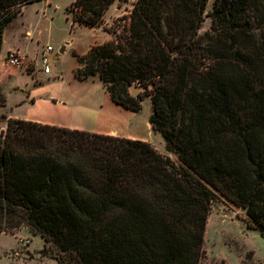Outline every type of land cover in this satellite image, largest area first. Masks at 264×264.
I'll return each instance as SVG.
<instances>
[{"label":"trees","instance_id":"16d2710c","mask_svg":"<svg viewBox=\"0 0 264 264\" xmlns=\"http://www.w3.org/2000/svg\"><path fill=\"white\" fill-rule=\"evenodd\" d=\"M35 1L0 0V51ZM113 1L69 10L94 27ZM103 28L108 40L71 53L74 75H97L134 112L150 97V124L179 163L141 139L8 118L0 232L26 226L58 264H227L205 261L212 190L264 234V0H135Z\"/></svg>","mask_w":264,"mask_h":264},{"label":"rangeland","instance_id":"374dc122","mask_svg":"<svg viewBox=\"0 0 264 264\" xmlns=\"http://www.w3.org/2000/svg\"><path fill=\"white\" fill-rule=\"evenodd\" d=\"M71 1L40 0L29 3L7 24L4 30L5 49L12 46L34 56L28 60L26 67L9 68V71L18 72L17 80L22 83L26 82V73L33 76L35 82L40 78L49 77L52 80L63 76V82H54L53 90L73 104L84 103L77 104L81 113L75 117L74 123L78 126L113 136L151 138L155 135L157 140L164 143L161 134L150 124V97H143L141 109L134 112L109 98L108 103L103 104V96L108 93L105 94L99 79L84 82L73 79L78 63L71 53L83 54L90 45L102 43V39L110 37L103 27L128 14L135 0H114L105 11L101 23L94 27L79 25L74 21L75 11L69 10ZM207 8H211V1ZM209 25L210 19L205 16L199 33L207 30ZM26 29L32 31L33 35L30 33L29 37L26 36ZM47 45L53 48V56L58 57L52 62L49 76L39 70V56ZM62 47L66 49L59 53ZM3 86V93H6L7 87ZM141 91L138 84L129 87L133 96ZM97 104H103L102 108H97ZM5 116L3 108H0V130L5 124ZM166 151L174 163H179L174 150L166 146ZM212 193L203 243L206 263L224 260L227 264H264V234L258 227L247 224L242 208L233 205L217 191L212 190ZM43 245L42 237L30 232L26 226L12 234L0 232V264H58L55 258L42 252Z\"/></svg>","mask_w":264,"mask_h":264},{"label":"crops","instance_id":"0c3cea01","mask_svg":"<svg viewBox=\"0 0 264 264\" xmlns=\"http://www.w3.org/2000/svg\"><path fill=\"white\" fill-rule=\"evenodd\" d=\"M30 33H32V31L26 29L25 31L26 36L29 37ZM109 38L110 37L107 36L106 38L102 39V41L100 42L108 40ZM4 45H5V32L3 34V42L0 51V87L2 89V92L4 87L3 85H6L7 87V91H5L6 93H4L5 105L3 107V110L6 114V118H5L6 120L8 118H16V119L35 121L42 124H50V125L67 127L71 129L100 133L92 129L78 126L74 123L75 117L81 113V109L77 104H84V103L78 102L73 104L69 102L67 99L56 95L59 93L53 90L54 82L57 80L63 82V76H59L58 78H54L52 80H50L49 77L42 79L40 78L37 82H35L34 77L26 73L25 75L26 82L23 83L20 82L19 80H17L18 72H13V70L9 71V67L4 65L3 59L5 55L10 51L18 50L21 53H25L28 57V60L33 59L34 56L27 54L26 52L20 50L19 48H13L12 46H9L5 49ZM65 49L66 48L64 47V51ZM55 58L56 60L58 59L57 56H54L53 57L54 61H56ZM93 78L99 79L97 75L89 76L85 79H78L75 75H73V79H75L78 82H84L88 80L92 81ZM108 98L111 100L108 94L104 95L102 99V103L107 104ZM102 105L97 104V108L99 107L101 109ZM91 111L94 110L92 109ZM6 120H5V124H6ZM5 124L2 127L3 129L5 128ZM154 136L151 138H147V137H134L130 135H123L121 137H126L131 139H141L147 141L148 143L153 145L159 152H161L164 155H168L166 151V143L165 142L162 143L160 140H157Z\"/></svg>","mask_w":264,"mask_h":264},{"label":"built area","instance_id":"2783aa9c","mask_svg":"<svg viewBox=\"0 0 264 264\" xmlns=\"http://www.w3.org/2000/svg\"><path fill=\"white\" fill-rule=\"evenodd\" d=\"M53 57V48L50 45L42 48L39 56V70L42 74L49 75L51 73ZM3 63L9 68H23L28 63V57L18 50L10 51L5 55Z\"/></svg>","mask_w":264,"mask_h":264},{"label":"water","instance_id":"95a60500","mask_svg":"<svg viewBox=\"0 0 264 264\" xmlns=\"http://www.w3.org/2000/svg\"><path fill=\"white\" fill-rule=\"evenodd\" d=\"M64 52V47H62L60 50H59V53H63ZM56 60V58H55Z\"/></svg>","mask_w":264,"mask_h":264}]
</instances>
